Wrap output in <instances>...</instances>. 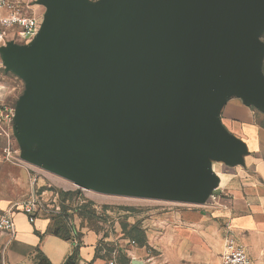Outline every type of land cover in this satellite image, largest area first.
Here are the masks:
<instances>
[{
	"label": "water",
	"instance_id": "1",
	"mask_svg": "<svg viewBox=\"0 0 264 264\" xmlns=\"http://www.w3.org/2000/svg\"><path fill=\"white\" fill-rule=\"evenodd\" d=\"M49 4L37 50L40 33L29 45L0 47L30 81L19 130L39 145L37 165L103 194L206 198L199 149L230 163L238 150L208 117L213 94L225 85L264 113V0Z\"/></svg>",
	"mask_w": 264,
	"mask_h": 264
},
{
	"label": "rangeland",
	"instance_id": "2",
	"mask_svg": "<svg viewBox=\"0 0 264 264\" xmlns=\"http://www.w3.org/2000/svg\"><path fill=\"white\" fill-rule=\"evenodd\" d=\"M50 1L31 0V4L39 5L37 10L42 11ZM83 1L89 8L101 10L110 0ZM24 5L29 10L27 4ZM44 17L37 16L39 33L44 37L36 40V50L43 44L52 21ZM259 38L263 44L264 76V27L259 29ZM29 91L28 77L2 59L0 105L11 111L12 120L2 129L0 127V216L36 201L35 220H44L48 233L69 240H78L82 234L94 232L100 237L101 246L105 238L114 241L129 238L127 235L136 227L130 236L135 244L125 245V249L134 251L128 258L129 264H220L222 249L230 235L229 227L222 219H215L207 208L201 212L185 201L169 202L83 190L74 182L40 168L37 165L41 153L39 145L27 141L19 130L21 108ZM199 155L211 173L219 165L225 170V165L230 163L214 151L199 150ZM101 254L106 255V252ZM113 260L117 259L107 263Z\"/></svg>",
	"mask_w": 264,
	"mask_h": 264
},
{
	"label": "crops",
	"instance_id": "3",
	"mask_svg": "<svg viewBox=\"0 0 264 264\" xmlns=\"http://www.w3.org/2000/svg\"><path fill=\"white\" fill-rule=\"evenodd\" d=\"M14 1L27 4V11L35 17L46 15L50 19L53 15L50 4L39 11V5L31 4V0ZM208 113L238 150L225 170L217 163L219 167L211 173L203 164L210 184L201 192H211L190 204L201 212L207 208L215 219H222L254 263L264 264V113L246 105L225 85L211 97ZM15 212V235L0 231V264H106L112 259L119 261L121 256L130 259L134 253L125 249L131 242L127 238H105L100 246V237L87 232L78 240H66L48 233L44 220L30 223L22 208ZM103 251L106 255L101 254Z\"/></svg>",
	"mask_w": 264,
	"mask_h": 264
},
{
	"label": "built area",
	"instance_id": "4",
	"mask_svg": "<svg viewBox=\"0 0 264 264\" xmlns=\"http://www.w3.org/2000/svg\"><path fill=\"white\" fill-rule=\"evenodd\" d=\"M38 33L39 20L27 11L23 3L14 0H0V47H6L8 42L29 45ZM11 120V111L0 105L1 129ZM22 211L29 217L30 223H34L37 212L36 201L26 203ZM15 214L16 212L11 209L0 216V231L15 235L17 230ZM228 230L230 235L224 244L221 264H255L244 245L237 241L229 228ZM106 264H116V262L113 260Z\"/></svg>",
	"mask_w": 264,
	"mask_h": 264
},
{
	"label": "trees",
	"instance_id": "5",
	"mask_svg": "<svg viewBox=\"0 0 264 264\" xmlns=\"http://www.w3.org/2000/svg\"><path fill=\"white\" fill-rule=\"evenodd\" d=\"M136 229V227H133L132 228V231H134ZM126 230V229H125ZM132 231H130V233H129V235H127V236H129V238L128 237H126L129 241H131V242H135V240L132 238V237H130L132 234H131V232ZM57 236H59V235H57ZM61 237V236H60ZM62 238H64V237H62ZM64 239H66V240H69V239H67V238H64ZM75 255H76V251H75V254L73 255V258L75 257ZM116 264H129V259L127 258V257H125V256H121V258H120V260L118 261V259L116 260Z\"/></svg>",
	"mask_w": 264,
	"mask_h": 264
},
{
	"label": "bare ground",
	"instance_id": "6",
	"mask_svg": "<svg viewBox=\"0 0 264 264\" xmlns=\"http://www.w3.org/2000/svg\"><path fill=\"white\" fill-rule=\"evenodd\" d=\"M199 150H202V149H199ZM200 156V155H199ZM201 157V156H200Z\"/></svg>",
	"mask_w": 264,
	"mask_h": 264
}]
</instances>
